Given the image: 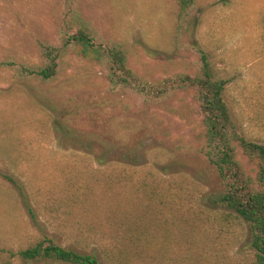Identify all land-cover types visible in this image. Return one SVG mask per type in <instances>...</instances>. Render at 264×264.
<instances>
[{
	"label": "rangeland",
	"instance_id": "1",
	"mask_svg": "<svg viewBox=\"0 0 264 264\" xmlns=\"http://www.w3.org/2000/svg\"><path fill=\"white\" fill-rule=\"evenodd\" d=\"M196 1V21L178 43L176 0H76L75 8L102 39L124 48L129 68L148 82L195 75V43L225 82L226 103L244 134L264 144V0ZM64 10L65 0H0V61L36 62L37 42L55 39ZM79 50L48 84L0 71V248L17 251L40 236L66 247L31 193L43 194L74 167L97 177L118 166L136 177L157 175L168 189L142 203L148 236L137 264H256L250 228L222 206L220 178L201 154L193 94L144 106L112 92L103 66ZM236 153L253 178L255 163L240 148Z\"/></svg>",
	"mask_w": 264,
	"mask_h": 264
},
{
	"label": "trees",
	"instance_id": "2",
	"mask_svg": "<svg viewBox=\"0 0 264 264\" xmlns=\"http://www.w3.org/2000/svg\"><path fill=\"white\" fill-rule=\"evenodd\" d=\"M75 4L76 0H65L55 39L37 42L36 62L1 60L0 71L11 72L16 81L48 84L63 73L64 58L79 48L82 58L103 66L112 92L135 96L144 106L158 108L173 96L191 92L203 130L201 154L220 178L221 204L247 223L255 262L264 264V144L247 137L234 119L225 100V82L218 79L207 54L193 43L199 56L195 75L148 82L129 68L124 48L102 39L83 20ZM176 4L179 21L173 38L178 43L188 25L196 21L198 6L196 0H176ZM236 148L255 163L253 178L246 176ZM3 176L25 199L15 180ZM167 191L160 178L149 172L136 177L124 167L114 166L96 177L71 168L43 194L30 196L40 216L63 231L66 247L52 237L40 236L17 251L0 248V264H137L146 251L147 204ZM144 202L147 204L142 207ZM155 211L159 213V205Z\"/></svg>",
	"mask_w": 264,
	"mask_h": 264
}]
</instances>
